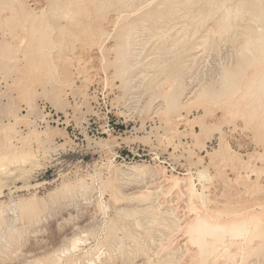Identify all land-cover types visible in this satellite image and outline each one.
I'll return each mask as SVG.
<instances>
[{
    "label": "rangeland",
    "instance_id": "obj_1",
    "mask_svg": "<svg viewBox=\"0 0 264 264\" xmlns=\"http://www.w3.org/2000/svg\"><path fill=\"white\" fill-rule=\"evenodd\" d=\"M254 3L0 0V264H177L172 208L264 220Z\"/></svg>",
    "mask_w": 264,
    "mask_h": 264
},
{
    "label": "bare ground",
    "instance_id": "obj_2",
    "mask_svg": "<svg viewBox=\"0 0 264 264\" xmlns=\"http://www.w3.org/2000/svg\"><path fill=\"white\" fill-rule=\"evenodd\" d=\"M251 8L256 9L255 11L258 10L257 14H256L257 18H263L264 17V10L260 9L259 4L254 3L251 5ZM230 15L231 14H230L229 10H227L226 14L223 17V19H224L223 23H221L219 26V29L221 31L227 30L229 23H230ZM237 43H238V41H237ZM244 43H245V45H243L244 48L251 52V50L249 48V45H250L249 40L245 41ZM257 48L263 50L264 49V42L261 45H258ZM226 50H227V48H226ZM228 59H230V58H228ZM126 70H127V67H123L122 71L125 72ZM261 70L263 72L262 74L264 75V64L261 66ZM224 71H226V70H223V72ZM225 75H227V74H225ZM224 77H226V76H224ZM255 83H256V89H258V91H260L262 94H264V76L259 77V78H253V80L251 81V84L248 87L247 93L253 94L257 91L255 89V86H253ZM174 99H175L174 96H170L171 106H175V100ZM237 101L238 100H236V102ZM2 159H3V157H2ZM2 162L3 161L1 160V163ZM0 167H1V164H0ZM133 167H135V166H133ZM198 177L200 179L205 177L204 172L200 171L198 173ZM177 184H178V179H175L173 185H177ZM152 193L153 192L148 191L146 194H141V196L143 198H148V196ZM188 194L187 195H188L189 199L188 198L187 199L189 200V203H190V197H192V196H198L201 199V201H203L202 192H197L194 189L193 182L190 179L188 181ZM157 207H159V206H157ZM157 207H155V209ZM104 208H105V206H104ZM153 208L154 207H152V209ZM172 209H171L170 213L175 218V219H173V221H175V223H176V224L174 223L176 226L175 229L178 230L177 232H179V230H182V235H183L182 238L186 239V240H184L183 243H178L179 241L178 242L176 241L179 244V245H177V247H174L177 249V251H175V253H176L175 260H177L176 261L177 264L178 263H183V264H219L220 263L219 259L221 257H223L224 261H226V260L230 261V264H238V261L235 259V257L237 255H239L241 257V260L247 259L248 257H250L252 255L258 256L260 254L261 256H264V220H263L262 214L256 212V213H252L250 215L248 214L245 217H242L239 219L228 218L226 220H213L211 215L207 214V212L202 214V213L195 210L192 213L188 212V214H186V212H185L186 215L185 216L183 215L184 219H181V218L179 219L180 216L176 215L177 209L176 210H172ZM157 211H158V209H157ZM181 220H183V221L186 220V222L183 225H181V222H182ZM109 230L113 231V230H115V227L112 225L109 227ZM171 234H176V232L175 233L173 232ZM180 234H181V231H180ZM134 237H135V235H134ZM169 237H168V239H169ZM169 240H171V239H169ZM75 241H77V240L75 239L74 242ZM162 245H164V244H161V247H162ZM160 250H157L154 252V254L157 258H160L163 256V254H162V252H160ZM169 256H170V254H169ZM172 258L173 257H171V258L164 257L161 259V261H157L154 264H164L165 263L164 261H169V262L173 261L174 259H172ZM145 263H146V261L143 260V264H145ZM147 264H151V263L147 262ZM239 264H243V263L239 262ZM258 264H264V261L259 262Z\"/></svg>",
    "mask_w": 264,
    "mask_h": 264
}]
</instances>
